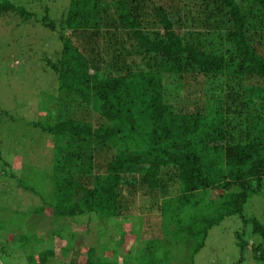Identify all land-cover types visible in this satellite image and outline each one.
Returning a JSON list of instances; mask_svg holds the SVG:
<instances>
[{
    "label": "trees",
    "instance_id": "obj_1",
    "mask_svg": "<svg viewBox=\"0 0 264 264\" xmlns=\"http://www.w3.org/2000/svg\"><path fill=\"white\" fill-rule=\"evenodd\" d=\"M9 14L31 17L5 0L0 16ZM42 25L62 49L45 63L54 75L51 103L25 127L51 137V169L36 166L13 184L40 200L32 211L0 200L9 238L0 264L19 251L34 264L55 256L79 264L75 228L60 223L76 218L104 232L106 220L119 229L141 220L147 235L160 223L190 246L192 259L233 216L251 235L235 233L233 264L264 263V223L243 214L264 190V0H73L58 25L46 17ZM4 152L0 185L16 179ZM27 213L46 216L53 230L25 235ZM97 234L104 245L88 246L83 264H103L99 257L116 255L123 242Z\"/></svg>",
    "mask_w": 264,
    "mask_h": 264
},
{
    "label": "rangeland",
    "instance_id": "obj_2",
    "mask_svg": "<svg viewBox=\"0 0 264 264\" xmlns=\"http://www.w3.org/2000/svg\"><path fill=\"white\" fill-rule=\"evenodd\" d=\"M9 1L17 7L24 8L31 14V17L24 20L12 14L0 16V152L5 151L3 156L11 167L6 169V172L11 171L16 175V179L12 182L0 185V200L4 207L10 204L23 212L26 209L32 211L38 207L41 204L40 200L21 188L14 189L13 184L18 178L23 181L32 178L36 166L41 170L44 168L50 170L53 154V141L50 136L44 137L38 129H33V131L25 127L26 122L42 119V113H45L51 103L49 98L53 93L51 81L54 80V75L45 63L47 61L56 62L62 49V43L56 31L45 28L42 22L46 17L55 26L58 25L61 18L67 14L73 0ZM2 2L5 0H0V3ZM11 189L13 192L9 194ZM215 195L209 192L208 197L213 198ZM144 205L141 201L135 203L133 210H137L134 211V216ZM243 214L245 217H255L264 223V190L259 195H253L246 202ZM46 218V216L27 213L26 220L21 224V228L26 232L24 234L27 236L35 234L33 231L37 229L40 231L53 230ZM1 220V224H6L5 218ZM73 221H79V224ZM73 221L67 219L60 223H64V226L70 224L75 228L73 230L76 237L74 243L78 249L72 251V257L77 259L79 264L85 263L88 246L96 244L100 246L96 252L101 251L104 244L97 240L98 231L101 232L100 241L102 242L109 240L111 233L117 234L116 240L123 241L116 255L107 253L99 257L104 262L103 264H116L121 261L122 257L133 261V264H233L238 258L235 233L245 232L244 239L251 237L250 227L244 226L238 217L225 218L219 226L208 232L204 247L191 259L190 246L183 243L180 237L174 239L169 228L164 226L161 228L160 223L156 226L158 232L147 235L146 233L140 234L139 221L141 220H137V223L123 224L121 229L118 227L122 224L121 222L106 220L108 232H104L100 226H92L86 218L80 220L76 218ZM96 221L92 220V222ZM155 221H157L156 218L151 220V222ZM110 224L113 227H110ZM161 224L164 225L163 222ZM43 227L46 228L42 230ZM145 228L146 225H144ZM88 229L90 231L87 232ZM0 230L3 231H0L1 247L9 238L4 233V228ZM9 242L12 240L10 239ZM58 243L59 241L55 240V245ZM114 245L115 241L110 240L109 250L113 249ZM58 250L55 249V251ZM64 253L66 254V251ZM0 261L3 262L1 259ZM8 264L34 263L26 260L24 254L19 251L16 258L10 259ZM47 264H60V262L55 256L50 258ZM66 264L69 263L66 262ZM244 264L254 263L248 258Z\"/></svg>",
    "mask_w": 264,
    "mask_h": 264
}]
</instances>
